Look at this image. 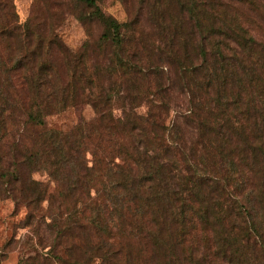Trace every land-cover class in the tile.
I'll return each instance as SVG.
<instances>
[{"label":"trees","instance_id":"1","mask_svg":"<svg viewBox=\"0 0 264 264\" xmlns=\"http://www.w3.org/2000/svg\"><path fill=\"white\" fill-rule=\"evenodd\" d=\"M101 1L34 0L21 22L0 0L17 264H264V0H120L123 21ZM80 105L94 115L48 124Z\"/></svg>","mask_w":264,"mask_h":264},{"label":"rangeland","instance_id":"2","mask_svg":"<svg viewBox=\"0 0 264 264\" xmlns=\"http://www.w3.org/2000/svg\"><path fill=\"white\" fill-rule=\"evenodd\" d=\"M33 1L14 0L21 22L30 16ZM101 7L106 14H112L121 21L127 18L125 7L120 0H102ZM68 10L61 15L63 19L58 33L71 49L76 50L88 39V35L84 25ZM100 34L101 29L95 26L94 37L97 38ZM93 115L94 111L89 105H80L60 114L48 116L47 122L50 126L68 129L82 118H91ZM35 177L44 179L39 173H36ZM26 212L23 206L16 207L11 198H0V264L18 263L19 250L28 231L23 227ZM46 234L49 235L48 232Z\"/></svg>","mask_w":264,"mask_h":264}]
</instances>
